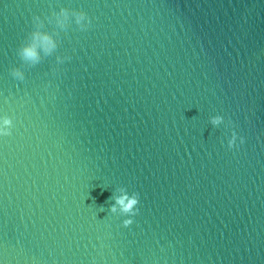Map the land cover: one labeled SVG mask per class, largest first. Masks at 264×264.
I'll use <instances>...</instances> for the list:
<instances>
[{
    "label": "water",
    "instance_id": "water-1",
    "mask_svg": "<svg viewBox=\"0 0 264 264\" xmlns=\"http://www.w3.org/2000/svg\"><path fill=\"white\" fill-rule=\"evenodd\" d=\"M0 264H264V0H0Z\"/></svg>",
    "mask_w": 264,
    "mask_h": 264
},
{
    "label": "clouds",
    "instance_id": "clouds-1",
    "mask_svg": "<svg viewBox=\"0 0 264 264\" xmlns=\"http://www.w3.org/2000/svg\"><path fill=\"white\" fill-rule=\"evenodd\" d=\"M43 39L48 45H51V41L49 40L48 37L45 36ZM23 55L25 57H27V58L35 59L36 58L35 49L33 47H31V46H25L23 48ZM5 123H9V121L5 120ZM241 143H243V138L241 139ZM117 203H119L122 206V210L123 211L127 212V211L131 210L132 205L136 203V200L132 199L128 203H125V199L124 198H119L117 200ZM131 223H132L131 220L124 221L125 226H127V225H129Z\"/></svg>",
    "mask_w": 264,
    "mask_h": 264
}]
</instances>
